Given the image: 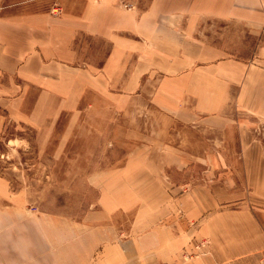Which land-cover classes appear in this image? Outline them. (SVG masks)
Returning a JSON list of instances; mask_svg holds the SVG:
<instances>
[{"label": "crops", "instance_id": "0c3cea01", "mask_svg": "<svg viewBox=\"0 0 264 264\" xmlns=\"http://www.w3.org/2000/svg\"><path fill=\"white\" fill-rule=\"evenodd\" d=\"M249 35L259 40L250 57ZM142 93L166 128L147 133V198L103 191L84 252L95 264H264L246 196L209 175L178 179L183 144L171 143L202 124L247 153L229 142L248 140L237 112L264 114V0H0V138L9 123L50 131L82 109L98 118L101 105L119 117Z\"/></svg>", "mask_w": 264, "mask_h": 264}, {"label": "rangeland", "instance_id": "374dc122", "mask_svg": "<svg viewBox=\"0 0 264 264\" xmlns=\"http://www.w3.org/2000/svg\"><path fill=\"white\" fill-rule=\"evenodd\" d=\"M213 28L223 33L224 25L217 22ZM258 43L249 35V57ZM136 95L135 107L129 113L121 110L119 117L101 105L98 118L95 110L82 109L72 120L61 116L50 131L47 126L7 125L0 138V264H95L96 252H84L80 237L96 222L90 214L98 211L97 200L103 191L118 202L147 198V133L155 136L166 129L161 114L147 107V94ZM259 95L253 94L255 99ZM237 113L242 115L237 126L247 128L248 140L229 145L247 153L227 150L223 126L222 134L208 132L202 124L186 126L188 131L171 142L183 144L179 150L185 169L178 179L191 185L207 181L209 175L226 182L234 195L246 196L245 205L264 230V114ZM189 150L199 151V156H189ZM207 166L214 170L208 173ZM239 200L232 209L243 207Z\"/></svg>", "mask_w": 264, "mask_h": 264}]
</instances>
